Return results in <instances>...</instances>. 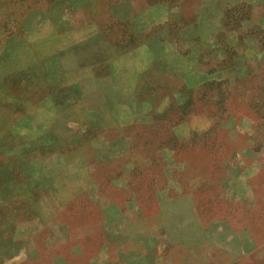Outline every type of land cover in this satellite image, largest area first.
Wrapping results in <instances>:
<instances>
[{"label":"rangeland","instance_id":"374dc122","mask_svg":"<svg viewBox=\"0 0 264 264\" xmlns=\"http://www.w3.org/2000/svg\"><path fill=\"white\" fill-rule=\"evenodd\" d=\"M0 264H264V0H0Z\"/></svg>","mask_w":264,"mask_h":264}]
</instances>
